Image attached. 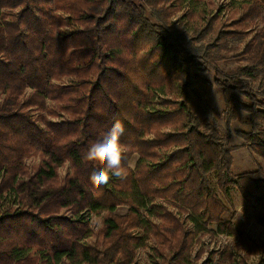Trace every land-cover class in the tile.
I'll use <instances>...</instances> for the list:
<instances>
[{"label":"trees","instance_id":"16d2710c","mask_svg":"<svg viewBox=\"0 0 264 264\" xmlns=\"http://www.w3.org/2000/svg\"><path fill=\"white\" fill-rule=\"evenodd\" d=\"M211 115L247 127L237 131L243 146ZM116 119L135 162L126 179L94 186L100 166L82 155ZM33 152L42 160L30 173ZM66 162L74 173L56 185ZM156 195L185 206L194 238L249 244L245 226L264 227V0H0V264H129L134 246L164 235L139 213L162 215ZM233 196L246 212L239 218ZM128 203L133 226L107 218L106 245L140 226L136 245L78 246L92 214L115 216ZM72 210L86 211L76 220L85 233L68 225ZM174 245L189 249L183 238Z\"/></svg>","mask_w":264,"mask_h":264},{"label":"rangeland","instance_id":"374dc122","mask_svg":"<svg viewBox=\"0 0 264 264\" xmlns=\"http://www.w3.org/2000/svg\"><path fill=\"white\" fill-rule=\"evenodd\" d=\"M187 4H189L187 2ZM189 7V5L185 6V9L182 7L179 8L178 11L173 12L175 13V17H180L185 11L186 8ZM203 5H200L199 8H202ZM215 8L214 4H210V7L208 10H212ZM182 10V11H181ZM233 17V16H232ZM236 66V63L233 62L231 66ZM213 105L217 109L218 113H222L223 106L220 104L222 101L219 97V95H215L213 98ZM37 115L47 116L44 112H38ZM212 117L216 118L218 125H221L225 131L226 134L234 136L232 143L235 145H242L243 146V139L237 135L238 130H247V127L242 126L239 122H234L230 128H226L225 124L227 123L226 119H222L224 117H220L219 115H211ZM49 120H54L55 118L48 117ZM42 128H45V124H40ZM246 145V144H245ZM34 153V152H33ZM33 153L28 157L26 160V166L28 167V170L30 173H35L37 171V167L39 166V163L42 160V154L40 152ZM249 152L246 151V149L238 150L236 157L239 159L240 157H243L244 160H248ZM250 155V154H249ZM255 161V160H254ZM257 163L261 162V160H256ZM135 162V159L133 160V164ZM257 168L254 167L255 170ZM74 170L69 162H66L62 167L58 170V176L56 185L63 184L71 175H73ZM212 178H214V182L216 183V178L214 174H212ZM51 186V184H48ZM216 192H218L221 197L225 200V196L222 195V191L218 188V185H214ZM190 190V189H189ZM170 197L172 195H169ZM232 196V195H230ZM233 202L235 203V209L237 218L241 215H245L246 212L243 208V202L238 197L233 196ZM165 199V200H164ZM168 197L165 196H157L154 200V203L152 205L159 206L155 209L159 210L162 215L159 217H156L155 215H150L146 210L139 209V213L141 215V218L147 220L149 223H151V228H156V234L163 233L164 235L162 238H160L159 242L157 241V237L154 236L155 239H151L150 241L148 239L146 246H140L138 249L134 246L131 252V263L129 264H264V251H258V249L255 247L256 245L263 246V239H264V227L259 225L256 221H251L248 223V225L245 226V231L247 232V236H244V238H248L251 241H249V244H246L244 241H240V239L235 235H227V234H221L216 235L215 233L212 234H204V235H197L196 238H194V234L191 235L192 226L190 224V220L187 219V214L184 211V205L179 201H171L169 199L167 201ZM137 207L135 205H132L131 203L123 204L121 207H119L116 211V214H109L108 212H103L100 214H90V219L88 220L89 224V239L87 237L80 236L79 237V244L78 246L85 245L86 247L93 248L97 252L107 253L112 250L113 247H128L130 244L136 245L138 240L136 238L143 237L145 232L142 227H131L129 230L125 231L122 236L121 242H115L112 245H106L111 240H107L105 238V230H104V224L105 220L109 217H114L116 220L118 218H122L120 220V223L122 224L124 218L126 219L125 226L132 225V221L129 217V214L133 212L134 209ZM147 209V208H146ZM64 212V210L61 211V213ZM86 211H71L69 213H66L65 218H69L71 221L68 223V225L73 226L72 230L75 228L78 231L84 230L82 229L78 221V217L82 214H85ZM161 216H167L166 221L162 219ZM137 221V220H136ZM240 224H245L240 220ZM247 224V223H246ZM61 226L64 227V224ZM133 226V225H132ZM80 228V229H78ZM209 228L212 230H216L217 225L215 222L209 224ZM85 233V230L83 231ZM191 237H193V240H191ZM250 237V238H249ZM179 238H183L184 241L187 240V244L189 245L188 251L183 252L182 247L180 248L179 252H176L178 247H175L174 243ZM128 242V243H124ZM248 242V241H247ZM166 244V245H164ZM110 246L109 250H106ZM169 247V250H168ZM174 251V255H170L167 259V261H164V255H167L166 252ZM35 253V251H34ZM122 251H119L118 256H120ZM173 253V252H172ZM179 255H184L183 260L182 256L181 259L179 258ZM188 256L189 261H185L184 258ZM32 258L35 260H38V258L34 257L32 255ZM177 258V260H176ZM160 259H163L160 261ZM176 260V261H175ZM175 261V262H174ZM236 261V263H233ZM27 264H38V262L30 261ZM43 264V263H42Z\"/></svg>","mask_w":264,"mask_h":264},{"label":"clouds","instance_id":"9594fccd","mask_svg":"<svg viewBox=\"0 0 264 264\" xmlns=\"http://www.w3.org/2000/svg\"><path fill=\"white\" fill-rule=\"evenodd\" d=\"M124 133L123 122L116 119L113 125L84 151L83 160L100 166L90 176L92 185L107 184L112 177L126 179L128 171L133 167V161L126 160L127 148L121 142Z\"/></svg>","mask_w":264,"mask_h":264}]
</instances>
